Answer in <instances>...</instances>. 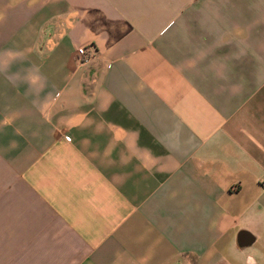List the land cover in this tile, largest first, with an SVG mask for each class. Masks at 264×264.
Wrapping results in <instances>:
<instances>
[{
    "label": "crops",
    "instance_id": "crops-1",
    "mask_svg": "<svg viewBox=\"0 0 264 264\" xmlns=\"http://www.w3.org/2000/svg\"><path fill=\"white\" fill-rule=\"evenodd\" d=\"M263 183L264 0H0V264H264Z\"/></svg>",
    "mask_w": 264,
    "mask_h": 264
},
{
    "label": "built area",
    "instance_id": "built-area-1",
    "mask_svg": "<svg viewBox=\"0 0 264 264\" xmlns=\"http://www.w3.org/2000/svg\"><path fill=\"white\" fill-rule=\"evenodd\" d=\"M77 60L80 64H85L92 58V53L88 46H80L76 49ZM264 185V183H263Z\"/></svg>",
    "mask_w": 264,
    "mask_h": 264
},
{
    "label": "water",
    "instance_id": "water-1",
    "mask_svg": "<svg viewBox=\"0 0 264 264\" xmlns=\"http://www.w3.org/2000/svg\"><path fill=\"white\" fill-rule=\"evenodd\" d=\"M238 241L241 244L250 243L252 241V238H251V235L249 233L242 231L238 234Z\"/></svg>",
    "mask_w": 264,
    "mask_h": 264
}]
</instances>
